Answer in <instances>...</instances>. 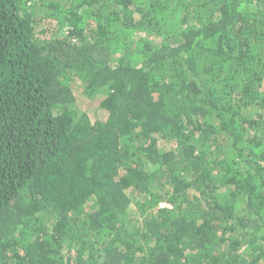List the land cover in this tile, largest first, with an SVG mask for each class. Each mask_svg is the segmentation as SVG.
Here are the masks:
<instances>
[{"label":"trees","instance_id":"trees-1","mask_svg":"<svg viewBox=\"0 0 264 264\" xmlns=\"http://www.w3.org/2000/svg\"><path fill=\"white\" fill-rule=\"evenodd\" d=\"M0 264H264V0H0Z\"/></svg>","mask_w":264,"mask_h":264}]
</instances>
